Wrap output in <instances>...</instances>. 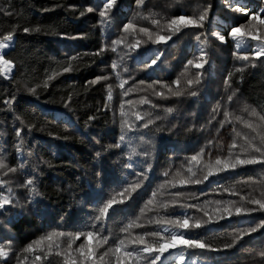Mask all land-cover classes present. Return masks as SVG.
<instances>
[{
    "label": "trees",
    "instance_id": "1",
    "mask_svg": "<svg viewBox=\"0 0 264 264\" xmlns=\"http://www.w3.org/2000/svg\"><path fill=\"white\" fill-rule=\"evenodd\" d=\"M103 3L104 0H0V9L4 10L0 12V38L14 32L10 47L3 51L13 67L7 78L0 76V159L6 164L0 170V178L8 181L6 187H12L16 204L0 209V244L11 241L10 258L0 263L17 264L19 260L22 264H64L66 252L69 259L79 256L76 249L85 242L84 237L72 243L71 249L68 238H61L60 248L51 253L45 242L41 245L45 255H41L40 261H34L41 254L38 249L27 253L23 249L52 231H99L108 237V242L98 246L99 237L88 242L96 252L94 260L96 264H115L108 249L114 248L120 239L161 229L149 220L187 215L190 224L199 221L203 226L185 235L222 250L178 247L165 252L157 264H182V251L183 264H264L260 255L264 252V228L244 236L234 247L223 249L240 229L255 227L264 220V212L219 219L223 202L235 201L239 207L246 205L242 196L261 197L264 164L227 170L201 184L187 183L189 177L202 179L208 171L206 165L214 166L217 156H228L222 153L227 140L235 139L242 145L244 136L252 137V130L244 124L225 123L221 127L225 110L231 115L238 100L235 117H242L241 121L254 118L249 115L252 109L264 116V56L253 55L258 42L249 39L240 50L241 55L250 57L244 61L233 55L237 51L236 41L228 35L234 26L243 25L244 30L253 34L264 33V26L252 22L250 15L232 11L225 0H145L143 6H138L136 0H117L109 22L101 24L99 10ZM232 4L246 6L249 13L260 12L264 18V0H232ZM208 5L211 7L203 28L182 29L167 43L153 44L138 31L146 27L153 36L165 35L167 20L198 15ZM89 7L95 10L87 12ZM152 20H159L160 25L152 24ZM129 21L136 25V30L126 34L122 29ZM24 28L31 31L25 33ZM201 32L207 37L208 63L203 69L189 67L184 78L181 73L187 61L199 54L196 35ZM212 32L224 35L225 41L212 36ZM125 35L127 40L117 51H111L112 41ZM137 39L142 41L140 47L130 51L125 45ZM105 46L108 50L97 55ZM156 56L157 63L147 67ZM113 61L120 63L116 71L127 81L124 88L132 89L126 96L119 87L121 79L111 67ZM69 65L71 71L65 72ZM237 68L242 71L236 72ZM198 71L203 78L199 86H193L196 96L177 97L169 92V87L172 91L187 89L186 79L194 78ZM229 74H233L230 86L225 84ZM49 76L53 78L49 80ZM101 76L108 79L92 83ZM178 78L179 86L174 83ZM29 88H34L35 93ZM157 92L167 98H161ZM229 95H233L231 102L227 100ZM142 96H147L151 104H138ZM129 100L131 105L126 103ZM122 104L128 113L125 118L132 124V130L123 132ZM218 105L219 111L214 113ZM169 107L174 109L172 113L166 112ZM137 110L142 115L151 113L154 123L141 127L144 121H136L132 115ZM261 122L264 133V121ZM17 129L21 130L19 137ZM237 132L242 135L236 136ZM121 135H125L123 142L119 140ZM117 143L119 148L110 147ZM201 149L204 155L191 161ZM7 168L17 171L4 176ZM27 179L34 180L33 193L20 187ZM134 183H140V187L132 191ZM6 187L0 189L5 195ZM125 188L129 192L121 197L119 193ZM176 193L182 195L177 197ZM112 197L125 202L115 205V211L109 210L107 218L98 223V208ZM149 200L153 203L148 204ZM162 203L168 204L166 210L160 207ZM209 217L214 222L205 224ZM133 222L143 227H133L129 233L122 231ZM138 264H149V260L141 259Z\"/></svg>",
    "mask_w": 264,
    "mask_h": 264
},
{
    "label": "snow or ice",
    "instance_id": "2",
    "mask_svg": "<svg viewBox=\"0 0 264 264\" xmlns=\"http://www.w3.org/2000/svg\"><path fill=\"white\" fill-rule=\"evenodd\" d=\"M226 3H228L229 7L232 11L243 13L245 15H250L252 22H258L259 25L264 26V18H261L260 12H254L249 13L246 6L243 5H233L232 0H225ZM117 3V0H104L102 8L99 10V17H100V23L101 24H107L110 20V12L113 6ZM136 3L138 6H143L145 3V0H136ZM211 6L208 5V7L204 8L198 15L194 16H188V15H179L172 17L171 19L166 21L165 27L167 29V34L160 35L157 33L155 36H153V33L146 27H141L138 29L139 33L144 34L147 36L148 41H151L153 44H161V43H167L172 39L174 35L179 33L182 29H189V28H203L204 27V21L206 20L208 16V9ZM95 9L92 7L87 8V12H93ZM3 9H0V12H3ZM261 12H264V9L261 10ZM5 15H11L10 12H4ZM83 15V13H81ZM145 19H148V17H145ZM152 24L154 25H160L159 20H152ZM243 25L241 26H234L231 27L228 35L236 41V49L237 51L233 53V55L240 60L248 61L250 59L249 55H241L240 50L248 43L249 39L252 41H257V47L255 48L253 55L257 58L264 56V33L260 34H253L251 31L244 30ZM130 30H136V25L129 21L127 24L123 26L122 31L126 34H129ZM163 30V29H162ZM23 31L25 33H28L31 31L29 28H24ZM212 36H215L218 40L221 42L225 41V36L221 35L218 32H212ZM14 32H9L6 35H3L2 38H0V50H4L10 47V43L13 41ZM203 37V39H202ZM127 40V36H122L121 39L112 41V47L111 51L115 52L117 51V47L124 43ZM196 40L199 42V54L195 56L193 59L187 61V65L185 66V71L181 73V76L184 78H187L188 76V69L189 67L195 68V69H203L205 65L208 63L207 59V37L204 36V33H199L196 35ZM142 41L140 39L135 40L134 43H127L125 46L131 51L135 50L136 48L140 47ZM108 50V46H105L101 48L99 53H96L97 55L101 54L102 52ZM127 55V53H125ZM75 59V58H73ZM123 58H121L122 60ZM159 60V56H156L155 59L151 60L150 65H146L147 67H150L152 65H155L157 61ZM13 67V62L9 59H5V55L2 54V51H0V76H4L7 78V74L10 73L11 68ZM113 71L115 72L118 79H121V83L119 87L123 90L122 95H128L129 92L132 91L131 88H124V85L127 83L126 80H123L121 78V73L117 72L116 69L120 67V63L117 61H113L111 65ZM64 71H71V66L64 68ZM242 69L237 68L236 72H240ZM233 74H229L228 77L225 79V84L230 86V80ZM52 76H49L48 79H52ZM203 73L202 72H196L194 75V78L192 79H186L187 83V89H180L176 91H172V89L169 87V92L173 96L180 97L182 95H190V96H196L197 90L194 89L193 86H199L202 83ZM107 76H101L97 77L96 80L92 81V83L99 82L100 80H107ZM176 85H180L181 81L178 78L176 81H174ZM141 84H143V81H141ZM44 86L47 87V81L44 83ZM149 88H152V85H148ZM167 87V86H165ZM33 94L35 93L34 88L28 89ZM156 95L160 96L161 98L166 99L167 96H165L161 92L155 93ZM234 95V93H233ZM233 95H229L227 97V100L229 102L232 101ZM112 98V92H111V85H109V91H108V99L110 100ZM5 103L10 104L11 101H5ZM129 105H131L133 102L131 100L127 101ZM138 104L145 105V104H151V100L147 96H142L140 100L138 101ZM152 107H157V105L153 104ZM174 111L173 108H167L166 112L172 113ZM214 113L219 111V105L216 109L213 110ZM244 111H248V107L245 106ZM121 130L122 132L125 130H132V124L129 122L128 119L125 117L128 116V113L123 110V104L121 105ZM132 115L135 116L136 121H144L142 125H140L143 128H148L149 125L154 123V120L151 118V113L147 114H141L140 111H134ZM250 116L258 117L260 121H264V116L259 115L255 109H252L249 113ZM147 116V119H146ZM224 121L220 122V126L223 127L225 123H231L232 121L229 119L230 113L225 110L224 111ZM159 119V117H156ZM90 119H92L90 117ZM235 120L240 121L242 120V117H235ZM245 124V127L252 130V132L256 133V135L249 138L248 136H244L243 139L245 141L244 145H239L237 141L234 139L233 142L228 146V156L226 157H220L217 156L214 161V166L212 163H209L206 165L208 168L207 174L203 176L202 179L196 178L192 179L189 177L187 183L191 184H201L204 181H207L210 176L216 175L218 173L227 171V170H235L238 167H243L246 165H254V164H264V133H261L257 131V128L259 125H253V123L249 121H243ZM235 131V130H234ZM21 134V130H16V136L19 137ZM241 134L239 132L236 133V136H240ZM119 140L123 142L125 140V135H121L119 137ZM22 145V141H21ZM212 141H209V147H211ZM110 147H120V143H117L115 145H111ZM239 151L234 152L233 150L238 149ZM100 153H97V156H99ZM147 155V153H145ZM204 155V149H201L200 153L197 155H193L191 157V161H197L198 156L202 157ZM211 155V153H209ZM127 167L131 168L132 165L128 164ZM6 168V164L3 161V159H0V170H3ZM17 169L15 168H7L6 171L3 172L4 176H7L9 173H15ZM189 172L192 173V176H196L195 172H192V169L189 168ZM141 175H144L146 178V174L142 173ZM165 176L168 175V173L164 174ZM179 175V173H177ZM171 181H165V184H170ZM184 181H181V184H183ZM8 185V181L0 178V189H4ZM34 180L33 179H27L23 184L20 185V187L25 188L28 190L29 193L34 192ZM140 187V183H134L131 188L132 191H135L137 188ZM162 188L164 185L161 186ZM172 187H176L175 184H172ZM225 191H228L225 189ZM7 195L4 194L3 191H0V209H4L6 206H13L15 207L16 204L14 203L15 194L12 189V187L8 186L6 187ZM129 189L125 188L119 195L121 197L125 196V193H128ZM233 195H237V193H232ZM156 195L155 193L153 194ZM180 193H176V196L179 197ZM242 201H246V205H256L257 207H248L246 205H241L239 207L236 206L235 201H225L224 207L222 209L221 214L219 215V219L223 220L225 218H231L233 215L235 216H241V215H249L254 212H264V192L261 193L260 198L252 197L251 195L248 197H241ZM124 199H117L116 197H112L107 200L106 203H104L101 207L98 208V214L95 217V220L98 223H102L104 219L107 218L109 214V210L115 211V205L124 203ZM153 201L149 200L148 204H152ZM173 204L176 203L175 200L172 201ZM217 204H220L219 201L216 202ZM231 204L232 207H228V205ZM185 206V205H181ZM161 208L167 209L168 204L162 203L160 205ZM190 207H196L195 205H191ZM143 211V210H142ZM205 215L207 213L205 212ZM190 217L187 215H181V216H175V217H169V218H155L152 220H149V223H155L157 225L161 226V229L159 231H151V232H145L142 234H137L133 238H123L120 239L118 244L114 248H109L108 252L112 253L115 257V264H138L139 260L141 259H148L149 264H157V261L161 259V256L167 252L169 249H176V248H182V249H199V250H206V251H220L222 249L213 247L211 244L207 243L206 241L200 239V238H191L185 235L187 231L198 229L203 226V224L199 221L190 224ZM214 222L211 217L204 223H212ZM168 225V226H164ZM133 227H143V225H140L138 223H131L127 226H125L122 231L125 233H129V230ZM264 228V220H262L257 226L255 227H248V228H242L240 229L237 234L233 237L232 241L225 244L223 246V249H228L234 247L237 243H239L244 236L250 235L252 233L257 232L259 229ZM67 237L68 238V248L71 249L72 243H74L76 240H79L81 237H84V243H82L79 248L76 249V251L79 253L78 257L68 258L67 252L65 253V261L64 264H96L94 257L96 255L95 250L93 247L88 244V242L94 238L99 237L98 240V246H102L103 244H106L108 242V237L103 236L99 231H87V232H78L75 234L72 233H64V232H58V231H52L49 233H46L44 236L40 237L38 240L33 241L32 243H29L24 249L23 252H33L34 250H39L41 253L40 255H36L34 257V261H40L41 255H45V249L41 247L45 242H47V251L48 253H51V251L55 249L60 248V239ZM148 237H151L153 239L149 240ZM87 245V250L85 251V247ZM7 248V250H6ZM11 250V241H7L5 244H0V261H6L9 252ZM108 253H105L104 255H107ZM57 255H60L59 252H57ZM260 255L264 257V252H261ZM101 260H103V255L100 257ZM180 261H185V257L183 255V251L181 252V255L179 257ZM19 264V260H18ZM192 264H195L193 261Z\"/></svg>",
    "mask_w": 264,
    "mask_h": 264
},
{
    "label": "rangeland",
    "instance_id": "3",
    "mask_svg": "<svg viewBox=\"0 0 264 264\" xmlns=\"http://www.w3.org/2000/svg\"><path fill=\"white\" fill-rule=\"evenodd\" d=\"M6 49H4V50H0V51H2V54H3V51H5ZM11 70H12V68H11ZM10 75V73H8L7 74V77ZM4 77V76H3ZM240 106V102L237 100L236 101V103H235V107H234V109H233V111H232V113H231V115H230V120L232 121L231 123H234V122H237L238 124H244V122L243 121H237V120H234L233 118L235 117V115L238 113V111L236 110L237 109V107H239ZM244 119V118H243ZM250 122H252V123H254V124H259V120H258V117H254L253 119H250ZM245 125V124H244ZM239 130H241V131H243L245 134H246V132L243 130V129H239ZM257 131H259V132H261L262 133V122H261V124H259V127L257 128ZM252 134L253 135H251V136H254V135H256V133H254V132H252ZM242 135V134H241ZM249 138H251L250 136H249ZM232 142L231 141H226V143H225V146H224V148H223V150H222V153H223V155H228V146L231 144ZM242 145H244V144H242ZM234 152H237V151H239V148L238 149H235V150H233ZM7 250V249H6ZM9 258H10V256H8ZM1 262H4V261H1ZM0 264H10L9 262H7V263H0ZM17 264H18V262H17ZM19 264H22L21 262H19ZM30 264V263H29Z\"/></svg>",
    "mask_w": 264,
    "mask_h": 264
}]
</instances>
